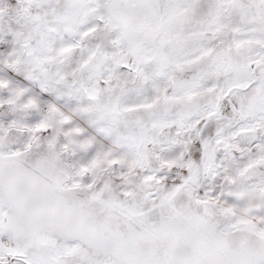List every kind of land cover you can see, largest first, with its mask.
<instances>
[{"label": "snow or ice", "instance_id": "obj_1", "mask_svg": "<svg viewBox=\"0 0 264 264\" xmlns=\"http://www.w3.org/2000/svg\"><path fill=\"white\" fill-rule=\"evenodd\" d=\"M0 264H264V0H0Z\"/></svg>", "mask_w": 264, "mask_h": 264}]
</instances>
